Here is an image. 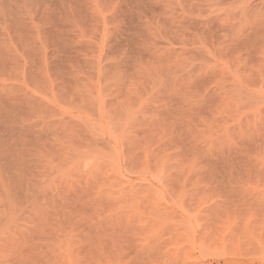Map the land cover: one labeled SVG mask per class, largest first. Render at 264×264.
Returning <instances> with one entry per match:
<instances>
[{"label":"rangeland","instance_id":"374dc122","mask_svg":"<svg viewBox=\"0 0 264 264\" xmlns=\"http://www.w3.org/2000/svg\"><path fill=\"white\" fill-rule=\"evenodd\" d=\"M0 264H264V0H0Z\"/></svg>","mask_w":264,"mask_h":264},{"label":"bare ground","instance_id":"6f19581e","mask_svg":"<svg viewBox=\"0 0 264 264\" xmlns=\"http://www.w3.org/2000/svg\"><path fill=\"white\" fill-rule=\"evenodd\" d=\"M56 89H57V87H56ZM71 94H72V93H71ZM72 96H73V95H72ZM79 100H80V99H79ZM39 101H40V100H39ZM82 101H83V100H82ZM82 101H81V102H82ZM79 102H80V101H79ZM74 103H75V102H74ZM42 105H43V104H42ZM48 105H49V104H48ZM49 106H50V105H49ZM46 107H47V106H46ZM51 108H53V107H51ZM54 108H55V107H54ZM46 110H47V109H46ZM48 112H49V111H48ZM53 112H54V111H53ZM51 113H52V110H51ZM83 122H84V121H83ZM83 122H82V123H83ZM80 126H81V125H80ZM84 126H85V125H84ZM103 143H104V142H103ZM105 143H106V141H105Z\"/></svg>","mask_w":264,"mask_h":264}]
</instances>
